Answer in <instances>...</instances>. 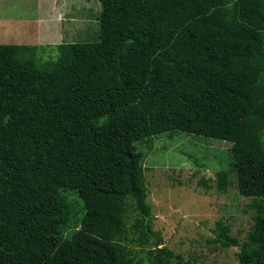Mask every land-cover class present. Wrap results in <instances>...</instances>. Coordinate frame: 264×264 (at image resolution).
Returning <instances> with one entry per match:
<instances>
[{
    "label": "trees",
    "instance_id": "obj_1",
    "mask_svg": "<svg viewBox=\"0 0 264 264\" xmlns=\"http://www.w3.org/2000/svg\"><path fill=\"white\" fill-rule=\"evenodd\" d=\"M99 2L98 39L55 61L0 45V264H144L130 206L152 264H197L173 262L147 220L136 144L176 133L232 145L256 213L238 264H264V0Z\"/></svg>",
    "mask_w": 264,
    "mask_h": 264
},
{
    "label": "rangeland",
    "instance_id": "obj_2",
    "mask_svg": "<svg viewBox=\"0 0 264 264\" xmlns=\"http://www.w3.org/2000/svg\"><path fill=\"white\" fill-rule=\"evenodd\" d=\"M100 9L99 0H0V45H27L31 51L26 56L48 64L58 59V45L98 39ZM136 146L144 154V186L151 207L147 220L160 235L159 248L172 251L173 262L181 256L197 264H238L256 213L251 199L238 191L232 145L176 133ZM220 172L228 174L225 190L219 188ZM137 219L138 212L128 207L125 244L144 264H152L154 246L138 241ZM221 229L238 245L225 246Z\"/></svg>",
    "mask_w": 264,
    "mask_h": 264
},
{
    "label": "crops",
    "instance_id": "obj_3",
    "mask_svg": "<svg viewBox=\"0 0 264 264\" xmlns=\"http://www.w3.org/2000/svg\"><path fill=\"white\" fill-rule=\"evenodd\" d=\"M40 28H41V26H40Z\"/></svg>",
    "mask_w": 264,
    "mask_h": 264
}]
</instances>
